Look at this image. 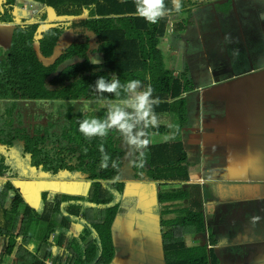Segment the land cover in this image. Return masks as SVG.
Returning <instances> with one entry per match:
<instances>
[{
  "label": "crops",
  "instance_id": "0c3cea01",
  "mask_svg": "<svg viewBox=\"0 0 264 264\" xmlns=\"http://www.w3.org/2000/svg\"><path fill=\"white\" fill-rule=\"evenodd\" d=\"M180 3L179 12L174 8L171 11V23L159 49L164 54L165 67L177 77L191 76L194 89L179 101L170 102L171 113L158 115L170 109L155 107L159 123L165 117L177 123L180 131L175 136L179 139L160 142L159 135L149 128L152 143L147 150L159 145H186L188 162L180 173L190 177L183 188H192L191 198L199 203L198 212L190 209L187 217L183 215L174 222L185 227L196 225L185 232L187 248L206 247L220 264H264V0ZM47 10L46 5L34 0H18L15 25H0V61L10 55L17 24L37 29L33 38L27 36L24 40L32 41L31 49L46 67L53 68L68 45L89 43L96 50L98 19L89 20L86 29H78L69 26L72 22L51 19ZM61 27L63 34L58 30ZM59 34L62 36L55 52L44 58L43 40ZM162 43L167 53L161 49ZM91 62L104 63V55L91 56ZM65 67L66 64L59 66L55 75ZM222 68L228 70L223 72ZM107 103L108 100L0 99V119L12 127V136L20 137V142L25 132L30 138H46L69 120L81 116L84 120L89 114L103 118ZM193 135H200L196 145L190 141ZM108 136L124 151L123 175L130 179L134 170L131 161L136 155L117 131L111 130ZM22 146L23 143L12 149L0 146V154L12 164V150ZM13 170L22 174L14 182L35 208L40 206L43 191L50 192V196L55 192L85 196L91 186L90 181L81 179H28L36 173L29 158H22ZM167 185L175 188L180 184L126 181L123 206L112 229L116 256L111 264H165L166 224L161 219L158 196ZM253 217L259 219L253 221ZM81 228L77 224L74 234L79 235ZM48 262L58 263L55 257L48 258L45 264Z\"/></svg>",
  "mask_w": 264,
  "mask_h": 264
},
{
  "label": "trees",
  "instance_id": "16d2710c",
  "mask_svg": "<svg viewBox=\"0 0 264 264\" xmlns=\"http://www.w3.org/2000/svg\"><path fill=\"white\" fill-rule=\"evenodd\" d=\"M34 1L47 6L51 19L72 22L69 26L78 29H86L89 20L98 19V47L93 50L89 43L68 45L55 66L46 67L31 49L32 41L24 40L27 36L33 38L37 29L17 24L10 55L0 61L1 100H114V95L108 93L100 98L92 86L100 76L110 78L115 74L122 83L140 79L151 84L154 96L160 98L156 107L170 109L157 113L160 115L171 113L170 102L179 101L184 93L194 89L191 76L177 77L165 67L164 54L159 49L171 23V11L158 22L150 23L136 15L135 0ZM165 2L173 11L171 0ZM17 6L18 0H0V25H15ZM58 30L63 34V27ZM62 34L43 40L44 58L55 52ZM95 54H103L104 63L93 64L91 56ZM64 64L66 67L55 75ZM82 120V116L69 120L51 137L30 138L25 132V138L18 142L20 137H13L12 127L0 119V146L12 149L23 143L19 149L21 158H29L36 169L35 174L26 178L91 182L85 196L57 192L50 196V192L43 191L40 206L35 208L14 182L22 174L14 171L13 164L0 154V251L6 258L5 264H45L52 257L57 264H111L116 256L112 229L123 206L128 180L180 184L175 188L167 185L158 196L161 219L168 223L163 227L165 264H220L215 253L207 252L206 247L187 248L185 232L189 233L195 224L185 227L174 222L183 215L187 217L190 209L198 212L199 203L191 198L192 188H183L190 177L180 173L188 162L186 145L152 147L146 151L145 166H134L127 179L123 175L124 151L109 136L86 138L79 130ZM167 132L168 127L151 131ZM101 145L111 157L108 168L100 166ZM112 161L117 167H112ZM184 201L190 206L182 205ZM77 224L82 227L79 235L74 234ZM52 235L57 237L56 242L51 240Z\"/></svg>",
  "mask_w": 264,
  "mask_h": 264
},
{
  "label": "clouds",
  "instance_id": "9594fccd",
  "mask_svg": "<svg viewBox=\"0 0 264 264\" xmlns=\"http://www.w3.org/2000/svg\"><path fill=\"white\" fill-rule=\"evenodd\" d=\"M175 11L181 10L180 0H171ZM172 11L166 5L165 0H135V13L150 23H156ZM94 63V62H93ZM95 92L103 98L104 93L114 95V100L107 103L106 115L103 118H86L79 124L80 132L86 138L107 137L111 130L117 131L130 151L136 155L132 160L133 166L143 168L146 163V150L152 143L149 128L159 126V118L155 107L159 105L160 98L154 96V88L151 84H144L140 79H131L121 82V78L112 74L111 77L100 76L95 85ZM172 129L164 135V140H172L180 131L179 126L169 125ZM102 154L101 167L108 168L110 155L100 146ZM112 167H117L112 161ZM116 180L119 177L115 178ZM253 221L259 217H253Z\"/></svg>",
  "mask_w": 264,
  "mask_h": 264
},
{
  "label": "rangeland",
  "instance_id": "374dc122",
  "mask_svg": "<svg viewBox=\"0 0 264 264\" xmlns=\"http://www.w3.org/2000/svg\"><path fill=\"white\" fill-rule=\"evenodd\" d=\"M161 49L167 53V48H166V45L165 43H162L161 45ZM214 65V64H213ZM224 66V65H223ZM228 70L227 68H222L223 72H225V70ZM94 117L93 114L92 115H88V116H85V119L86 118H92ZM183 121V119H182ZM175 121L171 120V118H168V117H165V120L164 121H161L159 123V126L157 128L161 129V128H164V127H168L169 128V125H175ZM177 124V123H176ZM169 133V132H167ZM156 135H159L157 139H160V142L162 140V142H166V140H164V135L163 134H156ZM179 138H175L172 139V141H177ZM10 161L13 165H15L13 168H18V164H19V161H22V158H21V153H20V150L19 149H15V150H12V154H11V158H10ZM23 167L19 168L18 170H21ZM25 168H29L28 165H25ZM166 224H168L166 222ZM6 263V258L5 256L3 255V252H0V264H5Z\"/></svg>",
  "mask_w": 264,
  "mask_h": 264
},
{
  "label": "water",
  "instance_id": "95a60500",
  "mask_svg": "<svg viewBox=\"0 0 264 264\" xmlns=\"http://www.w3.org/2000/svg\"><path fill=\"white\" fill-rule=\"evenodd\" d=\"M190 139H191L190 141H194V144L196 145L197 144L196 142H198L200 140V135H193L190 137Z\"/></svg>",
  "mask_w": 264,
  "mask_h": 264
},
{
  "label": "built area",
  "instance_id": "2783aa9c",
  "mask_svg": "<svg viewBox=\"0 0 264 264\" xmlns=\"http://www.w3.org/2000/svg\"><path fill=\"white\" fill-rule=\"evenodd\" d=\"M56 238H57V237H56L55 235H52V236H51V240H53L54 242H56ZM48 264H53V263H52V262H48Z\"/></svg>",
  "mask_w": 264,
  "mask_h": 264
}]
</instances>
